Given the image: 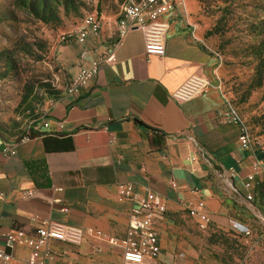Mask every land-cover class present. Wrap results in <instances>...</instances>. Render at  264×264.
Instances as JSON below:
<instances>
[{
    "label": "crops",
    "instance_id": "crops-1",
    "mask_svg": "<svg viewBox=\"0 0 264 264\" xmlns=\"http://www.w3.org/2000/svg\"><path fill=\"white\" fill-rule=\"evenodd\" d=\"M191 1L185 0L186 11ZM178 8L168 15L163 55L145 54L138 29L113 47L117 20L111 30L100 23L97 36L59 46L57 60L69 81L107 50L114 59L100 60L79 92L47 102L44 116L23 127L30 140L0 158V231L32 234L46 220L81 227L79 244L48 241L57 264H120L136 202L118 199L117 185L128 183L139 195L161 198L154 220L157 264H201L198 233L246 232V218L259 212L254 202L264 208L257 186L262 183L264 192V172L247 179L264 155L242 145L237 126L219 118L223 105L214 88L184 102L171 97L187 78L208 75L216 63ZM45 137H70L73 148L47 150ZM205 215L210 221L203 229L198 225ZM11 253L9 264H23L29 253L43 257L23 244Z\"/></svg>",
    "mask_w": 264,
    "mask_h": 264
},
{
    "label": "rangeland",
    "instance_id": "rangeland-1",
    "mask_svg": "<svg viewBox=\"0 0 264 264\" xmlns=\"http://www.w3.org/2000/svg\"><path fill=\"white\" fill-rule=\"evenodd\" d=\"M126 0H0V126L15 135L42 118L47 102L66 93L58 63L62 34L88 13L112 25ZM185 1V0H184ZM181 19L216 63L210 73L222 105L228 100L264 155V0H192ZM262 204L260 201L259 204ZM246 218V232L198 233L201 264H264V208Z\"/></svg>",
    "mask_w": 264,
    "mask_h": 264
},
{
    "label": "built area",
    "instance_id": "built-area-1",
    "mask_svg": "<svg viewBox=\"0 0 264 264\" xmlns=\"http://www.w3.org/2000/svg\"><path fill=\"white\" fill-rule=\"evenodd\" d=\"M177 6L185 9V1L126 0L121 5L116 22V40L112 46L119 45L121 38L129 30L138 29L142 33L145 54L163 55L166 32L169 27L168 15ZM99 31L100 22L97 16L88 13L83 17L80 28L62 34L60 40L62 43L83 42L88 34L97 36ZM113 59V50H107L88 66H80L77 75L70 80L66 94L71 95L79 92L80 88L96 75L100 60L109 62ZM209 85L210 82L206 75H192L172 92L171 97L177 102H184L205 92ZM219 118L237 126L238 140L242 145L248 147L252 145L248 126L228 100L225 101L219 112ZM30 138L29 128H23L21 132L7 138L3 135L0 126V158L15 155L17 146L29 141ZM111 142L109 139V143ZM262 164H264V158L255 163L254 173L249 174L247 179H253L256 173L262 174L264 172ZM117 186L118 199L136 202V205L130 209L127 228L122 237L123 250L120 264H157L160 245L154 220L161 212L160 196L154 192L139 195L128 183H119ZM246 198L251 200L252 196L247 194ZM209 221V217L205 215L198 226L204 229ZM0 238L3 240V245L0 246V264L10 263L11 250L16 244H23L43 252L42 258H38L34 253H29L23 264H46L45 258H50L51 264H57L54 260L55 255L50 253L47 248L48 241L57 240L68 244H79L84 238V231L81 227L46 220L40 223L32 234H27L22 228H17L0 231ZM178 256L182 257L183 254L179 253Z\"/></svg>",
    "mask_w": 264,
    "mask_h": 264
},
{
    "label": "trees",
    "instance_id": "trees-1",
    "mask_svg": "<svg viewBox=\"0 0 264 264\" xmlns=\"http://www.w3.org/2000/svg\"><path fill=\"white\" fill-rule=\"evenodd\" d=\"M43 142L45 144V148L47 150H60V149H72L73 143L70 137H63V138H57V137H45L43 138ZM258 187H260L259 190V196L261 200H264V192L261 187H263L262 183L257 184Z\"/></svg>",
    "mask_w": 264,
    "mask_h": 264
}]
</instances>
